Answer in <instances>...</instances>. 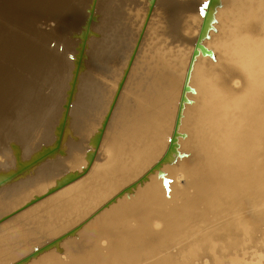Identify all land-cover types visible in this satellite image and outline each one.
Instances as JSON below:
<instances>
[{
    "label": "bare ground",
    "instance_id": "6f19581e",
    "mask_svg": "<svg viewBox=\"0 0 264 264\" xmlns=\"http://www.w3.org/2000/svg\"><path fill=\"white\" fill-rule=\"evenodd\" d=\"M87 1L36 0L13 19L29 31L36 14H55L59 36L70 42L83 26ZM208 1H156L169 13L162 16L168 40L161 51L145 55V47L133 62L122 88L132 93L120 92L96 150L90 141L128 64L109 73L110 88L99 79L102 65L85 62L81 80H98L100 95L84 118H69L65 154L0 187V220L9 216L0 223V264H16L79 226L24 264H264V0H220L202 41L210 54L199 51L193 62L176 153L150 172L169 147ZM19 33L0 31V159L6 163L0 173L16 168L11 144L22 161L51 146L62 113L37 125L48 69L60 62L39 34ZM89 152H96L90 166Z\"/></svg>",
    "mask_w": 264,
    "mask_h": 264
},
{
    "label": "rangeland",
    "instance_id": "374dc122",
    "mask_svg": "<svg viewBox=\"0 0 264 264\" xmlns=\"http://www.w3.org/2000/svg\"><path fill=\"white\" fill-rule=\"evenodd\" d=\"M0 1V31H2L3 35L7 33L6 36H9V32L11 34L16 30H18L20 32L19 34H21L24 30L26 36L36 35V37L33 36L34 38H39L41 36L40 39H43V41L45 40V49H49V52L52 51L51 53L60 62L59 67H52L48 69L47 73L50 74V80L43 92L46 102L38 110V115L41 116V118L38 120V125L39 123L46 122V120L50 118L54 113L62 112V107L66 98V93L69 90V83L71 81L72 73L74 70V63L76 61L77 47L79 44L77 36H79L78 34L80 33L83 26H81V28L78 30L77 35L72 38V41L67 42V39H62L63 37L59 36L58 34L59 28L56 23L55 14L51 15V13L48 14V12L47 14L44 13L43 15L42 13L36 14V19L34 20V22L36 23V20L38 19H40V22L38 21L39 24L31 22V25H29V31L31 32H29L27 31L28 29H26V27L25 29H23V22H17L15 21V18L17 15L18 18H22L24 13L28 14L24 11H26L28 7L30 8L31 5L36 3V0ZM91 1L92 0L83 3L82 7L85 18L87 17V10L89 9ZM149 1L150 0H136L135 5H133L131 0H98L95 10L96 21L93 22L91 27L93 34L87 42L84 69L81 71L77 83V89L79 85L82 89L79 93H77L76 90L71 105L69 118H74V115L79 116V118H84L85 113L94 108L91 105V101L97 99L100 95V92L98 90L100 83L98 80L89 79L86 82L81 80L82 74L86 72L85 62L87 64L93 62L102 65V72L99 73L100 81L110 88H113L115 86L113 83V78L109 75V73L112 70L120 69L123 65L128 64L132 52L142 32V28L147 17ZM19 2L20 4H18ZM10 10L13 12L11 13ZM165 13L167 12H165L159 4H155L143 33L141 43L134 61H137L141 58L140 55L142 54V51L145 47H148L145 55L150 52L158 50L161 51L163 49L166 41L168 40L166 39L168 35L163 29L164 22L162 16L165 15ZM50 16H52V18ZM13 17L15 18L13 19ZM85 18L84 20H86ZM2 22L5 23L3 24ZM11 22L13 25H9V23ZM83 22L84 25L85 21ZM6 25L8 28H6ZM187 25L188 24L184 23L183 27L186 28ZM37 26L39 27L35 29ZM19 28H22V31H20ZM189 29L191 30V27H189ZM34 30L37 32H34ZM21 35L25 36L24 34ZM58 37L61 38L59 39ZM4 46L3 47L7 49L8 45ZM97 55H100L102 57L99 62H96L94 60V56ZM107 63L110 64L111 68L106 66ZM121 93L127 96L132 92L122 89ZM9 149H11V147ZM12 152L13 151L11 149V153ZM13 155L14 154L11 155V158L15 160L13 158ZM1 164H6L5 160L0 159V167H4ZM10 166L13 167L12 164Z\"/></svg>",
    "mask_w": 264,
    "mask_h": 264
},
{
    "label": "water",
    "instance_id": "95a60500",
    "mask_svg": "<svg viewBox=\"0 0 264 264\" xmlns=\"http://www.w3.org/2000/svg\"><path fill=\"white\" fill-rule=\"evenodd\" d=\"M157 0H150L149 1V7H148V12H147V17L144 23V26L142 28V32L140 34V37L136 43V46L132 52V55L129 59L128 62V66L127 69L124 72V75L122 77L121 82L119 83L117 92L114 96V99L110 105L109 111L106 115V117L104 118L101 128L98 130V132L93 136V138L90 141L91 146L96 150L102 140L103 134L105 132V129L107 127V124L109 122L110 116L112 114V111L114 109V106L119 98L120 92L123 88V85L127 79V76L129 74V70L135 60L136 54L138 52L140 43H141V39L143 36V33L145 31V28L147 26V23L149 21V18L151 16V13L154 9L155 3ZM97 2L98 0H92L91 4L89 6V9L87 10V17L85 20V24L83 25L80 33L78 34L79 36H77L78 40H79V44L77 47V55H76V61L74 63V70L72 73V78L71 81L69 83V90L66 93V98L62 107V113L61 116L59 118L58 124L55 128V136H56V140L55 142L48 147H42V149L37 152L35 155H33L29 160L27 161H22L21 160V152L18 148V146L16 144H11V149L13 151L14 154V159H15V164H16V168L13 170H9L7 172H2L0 173V187L17 180L18 178L24 176L25 174L29 173L35 166H37L38 164H40L41 162L47 160L48 158H51L55 155H64L65 151L62 149V142L64 140L65 137V132L67 130V125L69 122V114H70V109H71V105L77 90V83H78V78L79 75L81 73V71L84 69V60L86 57V49H87V42L89 40V38L92 36V24L93 22L96 21V17H95V10H96V6H97ZM220 0H209L208 3L206 4V11L204 12V16H203V21L201 24V28H200V32L196 41V45H195V49L193 51V55H192V59H191V63L189 65L186 77H185V81H184V85H183V90H182V95H181V99H180V103H179V107H178V112L176 115V119H175V124H174V129H173V134H172V138L170 140V144L169 147L165 153V155L162 157V159L151 169L150 172H153L155 170L160 169L161 165L167 162H170L173 159V154L176 153V148H177V136H178V128L180 125V121H181V116H182V110L184 107L185 102H187V98H186V93L190 91V88L188 86V82H189V78H190V74H191V70H192V66H193V62L194 59L197 57V55L199 54V51H201L203 54H210V52L202 45V41L206 38L207 33L210 29V26L214 20V11L215 9L219 6ZM95 155L96 152H89L87 154L86 160L88 161V165L90 166L94 159H95ZM88 169H85L83 171V173H69L67 175H65L64 177H62L59 181H57L55 187L49 189L44 195L40 196V197H36L35 199L31 200L29 203H27L26 205H24L22 207V209L28 208L31 205H33L34 203L40 201L41 199H43L44 197L50 196L52 194H54L55 192L61 190L62 188L66 187L67 185L75 182L76 180L80 179L85 173H87ZM147 179L146 176H144L140 182L145 181ZM136 184H133L130 187L125 188L124 190H122L117 197H121L123 196L125 193L130 192L133 188H135ZM116 199L114 198L111 202H109L108 204L114 202ZM21 209V210H22ZM18 212V211H17ZM15 214V213H13ZM9 217V216H8ZM8 217H4L3 219L0 220V223L5 221ZM80 228L77 227L67 233H65L64 235L60 236L59 238H57L55 241H53L52 243L44 246L43 248L35 251L34 253L28 255L27 257L21 259L19 262H17L16 264H24L28 261H30L31 259L37 257L38 255H40L41 253L53 248V247H57L59 242H61L63 239L72 236L78 229Z\"/></svg>",
    "mask_w": 264,
    "mask_h": 264
}]
</instances>
